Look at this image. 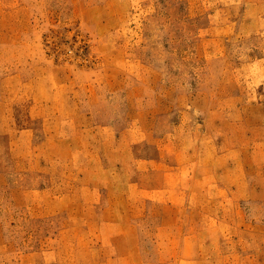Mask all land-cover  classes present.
Instances as JSON below:
<instances>
[{"label":"rangeland","instance_id":"374dc122","mask_svg":"<svg viewBox=\"0 0 264 264\" xmlns=\"http://www.w3.org/2000/svg\"><path fill=\"white\" fill-rule=\"evenodd\" d=\"M0 264H264V0H0Z\"/></svg>","mask_w":264,"mask_h":264}]
</instances>
